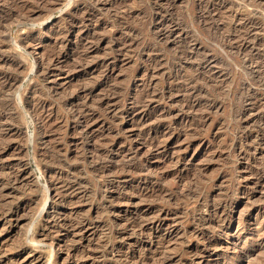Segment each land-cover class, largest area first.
Here are the masks:
<instances>
[{
	"label": "rangeland",
	"instance_id": "374dc122",
	"mask_svg": "<svg viewBox=\"0 0 264 264\" xmlns=\"http://www.w3.org/2000/svg\"><path fill=\"white\" fill-rule=\"evenodd\" d=\"M0 264H264V0H0Z\"/></svg>",
	"mask_w": 264,
	"mask_h": 264
},
{
	"label": "bare ground",
	"instance_id": "6f19581e",
	"mask_svg": "<svg viewBox=\"0 0 264 264\" xmlns=\"http://www.w3.org/2000/svg\"><path fill=\"white\" fill-rule=\"evenodd\" d=\"M15 79H17V78H15Z\"/></svg>",
	"mask_w": 264,
	"mask_h": 264
}]
</instances>
